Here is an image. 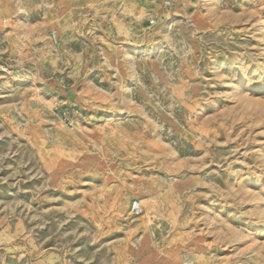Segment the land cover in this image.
<instances>
[{
	"label": "rangeland",
	"instance_id": "rangeland-1",
	"mask_svg": "<svg viewBox=\"0 0 264 264\" xmlns=\"http://www.w3.org/2000/svg\"><path fill=\"white\" fill-rule=\"evenodd\" d=\"M164 1L0 0V264H264V0Z\"/></svg>",
	"mask_w": 264,
	"mask_h": 264
},
{
	"label": "built area",
	"instance_id": "built-area-1",
	"mask_svg": "<svg viewBox=\"0 0 264 264\" xmlns=\"http://www.w3.org/2000/svg\"><path fill=\"white\" fill-rule=\"evenodd\" d=\"M171 4H172V1H171V0H165V1H164V5H165L166 7H170ZM155 23H156V21H155L154 18H152V19L149 20V24H150V26L155 25ZM52 39L54 40V42H57V35H56L55 33L52 34ZM2 68H3V67H2ZM4 70L6 71L7 69L4 68ZM63 116H64V117H62L63 122H64L68 127L73 128V125H74L73 122H74V120H75V117L72 116L70 113H65ZM141 211H142L141 204L135 202V203L133 204V206H132V212H133L135 215H140Z\"/></svg>",
	"mask_w": 264,
	"mask_h": 264
}]
</instances>
